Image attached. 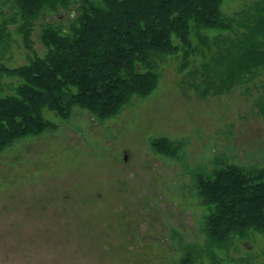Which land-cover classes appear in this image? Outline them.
Returning a JSON list of instances; mask_svg holds the SVG:
<instances>
[{"label":"rangeland","instance_id":"1","mask_svg":"<svg viewBox=\"0 0 264 264\" xmlns=\"http://www.w3.org/2000/svg\"><path fill=\"white\" fill-rule=\"evenodd\" d=\"M4 1L0 23L2 12L10 13ZM256 2L226 0L222 10L234 16ZM76 15V7L45 14L34 34L37 53L46 52L43 25L62 28ZM15 27L3 54L8 67L26 64L30 55ZM179 64L165 58L158 89L114 118L77 107L64 120L46 109L56 131L21 139L0 154V264H180L189 244L204 251L197 264H264V234L256 231L216 249L217 259L208 253L209 209L195 180L218 161L264 167V74L228 94L201 98ZM19 82L5 77L3 93L14 94ZM161 136L185 143L179 159L152 150L150 141Z\"/></svg>","mask_w":264,"mask_h":264},{"label":"trees","instance_id":"2","mask_svg":"<svg viewBox=\"0 0 264 264\" xmlns=\"http://www.w3.org/2000/svg\"><path fill=\"white\" fill-rule=\"evenodd\" d=\"M225 1L5 0L10 13L2 12L0 23V154L21 139L56 131L46 109L68 120L79 107L106 120L133 99L149 98L159 87L167 57L180 61L179 71L201 98L256 80L264 74V0L234 16L223 13ZM72 7L77 15L67 25L42 26L46 52L38 54L37 22ZM10 26H16L30 54L17 67L3 62L14 39ZM208 32L218 34L211 38ZM5 77L19 79L14 94L3 93ZM263 103L264 96L259 102L264 114ZM150 145L169 159H179L185 147L167 136ZM217 164L195 176L197 195L209 209L204 221L208 253L216 259L215 250L234 239L251 231L264 234V167ZM203 253L190 245L180 264H197Z\"/></svg>","mask_w":264,"mask_h":264},{"label":"bare ground","instance_id":"3","mask_svg":"<svg viewBox=\"0 0 264 264\" xmlns=\"http://www.w3.org/2000/svg\"><path fill=\"white\" fill-rule=\"evenodd\" d=\"M75 79V78H74ZM264 104V103H263ZM261 107V106H260ZM50 109V108H49ZM53 110V109H52ZM70 116V115H69ZM69 119V118H68ZM57 128V127H56ZM255 166V165H254ZM261 166V165H260ZM250 167V166H249ZM253 167V166H252ZM203 169V168H202ZM196 194V193H195ZM204 230V229H203ZM204 231H206V229L204 230ZM175 233V232H174ZM176 234V233H175ZM206 239V238H205ZM237 240V239H236ZM183 241V240H182ZM181 242V241H180ZM205 242V241H204ZM182 245H184V243H181ZM189 245H191V244H189ZM198 245V244H197ZM205 245V244H204ZM188 247V246H187ZM194 247H195V245H194ZM197 247V246H196ZM195 247V248H196ZM185 248V247H184ZM193 248V247H192ZM191 249V248H190ZM201 249H202V247H201ZM182 254V253H181ZM212 258V257H211ZM203 262V261H202Z\"/></svg>","mask_w":264,"mask_h":264}]
</instances>
